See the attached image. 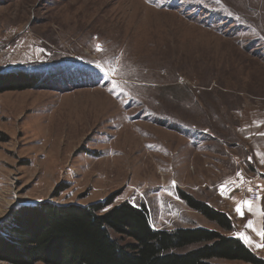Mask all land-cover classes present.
<instances>
[{
    "label": "rangeland",
    "instance_id": "374dc122",
    "mask_svg": "<svg viewBox=\"0 0 264 264\" xmlns=\"http://www.w3.org/2000/svg\"><path fill=\"white\" fill-rule=\"evenodd\" d=\"M96 204L243 233L264 260V0H0V237Z\"/></svg>",
    "mask_w": 264,
    "mask_h": 264
},
{
    "label": "trees",
    "instance_id": "16d2710c",
    "mask_svg": "<svg viewBox=\"0 0 264 264\" xmlns=\"http://www.w3.org/2000/svg\"><path fill=\"white\" fill-rule=\"evenodd\" d=\"M183 196L192 208L222 230L233 231V221L228 215ZM104 205L47 206L40 209L44 213L41 216L23 210L21 213L40 223L32 230L22 224L20 216L15 230L4 229L2 233L7 232L9 239H14L11 236L14 233L19 240L17 247L11 240L0 237V253L6 254L0 257L15 264H264L238 238L201 228L156 231L151 228L145 207L136 209L124 204L107 214L96 213ZM109 229L132 238L134 245L122 247Z\"/></svg>",
    "mask_w": 264,
    "mask_h": 264
},
{
    "label": "snow or ice",
    "instance_id": "6c2138e0",
    "mask_svg": "<svg viewBox=\"0 0 264 264\" xmlns=\"http://www.w3.org/2000/svg\"><path fill=\"white\" fill-rule=\"evenodd\" d=\"M217 2H219V0H217ZM97 50L99 51L100 50V46L97 45ZM241 182H242V178H241ZM226 191V185H222L221 186V194L223 195L224 192ZM249 191H251V189H249ZM247 209L249 212L251 211L252 209V201L251 200H243L241 202H239L237 204V207H236V212L243 218L245 212L244 210ZM248 227H251V225L249 224ZM262 240H264V231H261V232H258L257 233ZM239 238L244 240L245 242H250V238L248 236H245L243 233H240L239 234ZM258 247L260 246H264V245H257Z\"/></svg>",
    "mask_w": 264,
    "mask_h": 264
},
{
    "label": "built area",
    "instance_id": "2783aa9c",
    "mask_svg": "<svg viewBox=\"0 0 264 264\" xmlns=\"http://www.w3.org/2000/svg\"><path fill=\"white\" fill-rule=\"evenodd\" d=\"M258 192L257 191H252V192H250V197H251V199H255V198H257L258 197ZM250 199V200H251Z\"/></svg>",
    "mask_w": 264,
    "mask_h": 264
},
{
    "label": "bare ground",
    "instance_id": "6f19581e",
    "mask_svg": "<svg viewBox=\"0 0 264 264\" xmlns=\"http://www.w3.org/2000/svg\"><path fill=\"white\" fill-rule=\"evenodd\" d=\"M253 2V1H252ZM251 3V2H250ZM263 15V14H262ZM32 46V45H31ZM6 55V54H5Z\"/></svg>",
    "mask_w": 264,
    "mask_h": 264
}]
</instances>
